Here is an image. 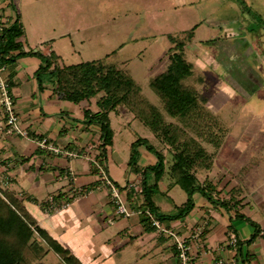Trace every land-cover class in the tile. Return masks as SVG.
<instances>
[{"label":"crops","instance_id":"0c3cea01","mask_svg":"<svg viewBox=\"0 0 264 264\" xmlns=\"http://www.w3.org/2000/svg\"><path fill=\"white\" fill-rule=\"evenodd\" d=\"M16 16L22 22L13 0H0L1 21L10 25ZM22 25V37L27 46L35 45L33 50L21 45L23 52L38 51L45 56L54 52L58 59L61 57L52 46L54 37L42 35L31 40L27 26L23 22ZM226 44L238 53L230 42ZM40 65L38 58L25 55L6 65L3 73L11 83L10 95L18 121L30 138L4 133L6 115L0 103V190L21 201L35 225L47 236L48 240L38 241L35 247L41 252L42 261L46 264H68V260L73 264H178L172 237L157 230L148 216L137 213L149 209L141 204L142 182L145 178L148 185L154 183L150 167L156 165L157 157L144 145H138L137 160L131 166L128 163L130 145L139 137L148 138L136 137V134L135 138L127 137L123 149L117 142L122 131L115 130L110 119L114 132L112 144L104 146L99 125L88 122L84 116L86 109L98 111L97 97L94 108L90 107L93 97L77 103L59 98L53 93L54 82L49 74L50 82L44 81L42 76L38 81L36 73ZM150 67L155 69L156 66L152 63ZM123 114L127 112L116 115ZM131 117L121 125L128 127L136 120ZM256 134L264 137V129H258ZM43 137L48 145L61 152L39 147L34 139ZM152 145L162 148L157 143ZM163 153L167 155L166 148ZM215 160L211 169L197 173L200 185L207 181L213 188L205 190L207 194L195 191L192 208L179 218L167 217L178 213L187 195L165 172L152 195L156 208L153 212L162 228L187 239L190 264H218L219 260L222 264H264V192L257 196L253 193L263 183L250 184V194L247 184L231 185L234 177L249 176L258 164L251 170L243 164L230 178L223 174L214 182L210 173ZM98 165L119 186L134 214L125 217L116 213ZM223 200L231 201L234 207L223 208L217 203ZM237 214L243 218L236 217ZM246 218L258 227L256 239L250 244L245 241L254 234L256 227ZM199 226H203L201 233L193 236ZM230 231L236 234V247L229 244Z\"/></svg>","mask_w":264,"mask_h":264},{"label":"rangeland","instance_id":"374dc122","mask_svg":"<svg viewBox=\"0 0 264 264\" xmlns=\"http://www.w3.org/2000/svg\"><path fill=\"white\" fill-rule=\"evenodd\" d=\"M13 2L31 40L42 35L56 39L52 46L61 56L58 60L66 64L98 59L114 61L130 69L152 100L155 95L145 83L150 74L167 62V37L170 34L182 37L185 31L197 25L195 38L186 46L187 57L198 71H204L201 89L208 98V106L228 125L210 178L217 182L223 174L229 178L232 172L236 174L243 164L249 170L258 164L249 176L234 177L231 185L247 184L250 194V184L263 183L253 193L257 196L264 192V137L256 134L258 129H264V0ZM22 38L21 45L26 47V39ZM226 39L238 53L224 42ZM34 46L29 44L26 48L33 50ZM152 63L155 69L150 67ZM42 78L50 82L48 73L43 72ZM95 99L96 96L91 99V108L95 107ZM130 118L128 112L110 113L112 126L122 131L117 139L119 147L124 149L126 138H135V134L145 136L151 144H159L150 130L137 120L128 127L121 125ZM176 189L182 193L177 186ZM0 195L6 197L7 194L0 190ZM174 200L177 201V196ZM34 239L36 263L46 264L41 252L35 250L38 241L45 242V239L35 231Z\"/></svg>","mask_w":264,"mask_h":264},{"label":"trees","instance_id":"16d2710c","mask_svg":"<svg viewBox=\"0 0 264 264\" xmlns=\"http://www.w3.org/2000/svg\"><path fill=\"white\" fill-rule=\"evenodd\" d=\"M196 27L194 25L185 31L182 37L171 34L167 37V62L145 83L155 95L154 100L145 94L144 87L132 76L129 68L109 59L60 64L54 52L49 56L38 51L23 52L19 39L24 29L19 16L1 32L0 61L8 65L16 57L36 56L42 62L36 73L38 81H41L43 72L48 73L54 82L53 93L59 98L77 103L96 96L98 111L86 109L84 116L88 122L99 125L104 146L112 144L111 112H128L149 129L162 148L157 149L147 139L139 137L130 145L128 161L131 166L135 165L138 145H144L157 157L156 165L150 167L154 183L148 185L143 178L141 204L156 212L152 195L158 189V181L167 172L187 195L186 203L178 208V213L167 217L179 218L192 208L195 191L207 194L205 190L213 188L207 181L200 185L197 173L212 168L228 131L226 122L208 106V98L201 89L204 75L187 57L186 46L193 41ZM165 148L168 156L163 153ZM165 162H168L167 167ZM217 203L227 210L234 207L231 201ZM236 217L243 218L240 214ZM246 220L256 227L254 234L245 241L250 244L256 239L258 227L253 221ZM145 221L146 218L143 219ZM34 231L48 240L27 214L21 201L9 195H0V264H37L38 256L33 250ZM67 263L73 264L70 260Z\"/></svg>","mask_w":264,"mask_h":264},{"label":"built area","instance_id":"2783aa9c","mask_svg":"<svg viewBox=\"0 0 264 264\" xmlns=\"http://www.w3.org/2000/svg\"><path fill=\"white\" fill-rule=\"evenodd\" d=\"M8 27V23L5 21H1L0 18V35L4 28ZM6 69V65L2 64L0 61V103L3 106L6 120L3 127V131L7 135H20L25 138H30L27 131H25L20 122L18 121V117L16 114V111L14 109V104L12 97L10 95V87L7 79L4 77L3 73ZM37 143V145L41 148H49L55 153L61 152L59 148L52 147L48 145L46 138H38L34 139ZM100 171H101V178L102 183L109 189L110 194V200L114 205L115 211L118 215L128 217L135 213V211L131 210L128 206V203L124 199L121 190L119 186L107 176L106 172L98 165ZM137 213H143L150 219L151 224L159 231H163L168 233L173 239L177 250V259L178 264H190L189 262V254H188V241L185 237H182L173 231L164 229L161 227L159 223V219L157 215L149 210L144 209L141 211H138ZM203 226L196 227L194 230L193 236H197L201 233ZM229 244L233 247H236L237 245V237L236 234L233 231H230L229 233ZM222 260L218 261V264H222Z\"/></svg>","mask_w":264,"mask_h":264},{"label":"flooded vegetation","instance_id":"af4514ba","mask_svg":"<svg viewBox=\"0 0 264 264\" xmlns=\"http://www.w3.org/2000/svg\"><path fill=\"white\" fill-rule=\"evenodd\" d=\"M258 1H260V0H258ZM262 1V0H261Z\"/></svg>","mask_w":264,"mask_h":264}]
</instances>
